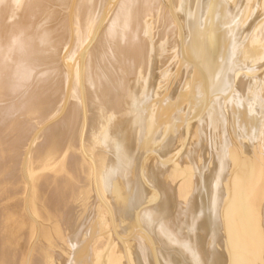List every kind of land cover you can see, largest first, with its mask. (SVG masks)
Listing matches in <instances>:
<instances>
[{
	"label": "bare ground",
	"instance_id": "obj_1",
	"mask_svg": "<svg viewBox=\"0 0 264 264\" xmlns=\"http://www.w3.org/2000/svg\"><path fill=\"white\" fill-rule=\"evenodd\" d=\"M0 264H264V0H0Z\"/></svg>",
	"mask_w": 264,
	"mask_h": 264
}]
</instances>
